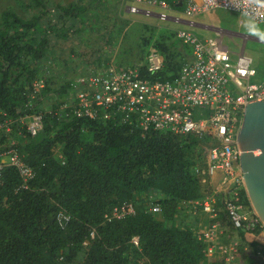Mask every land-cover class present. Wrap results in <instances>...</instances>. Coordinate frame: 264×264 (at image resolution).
Returning <instances> with one entry per match:
<instances>
[{"label":"trees","instance_id":"1","mask_svg":"<svg viewBox=\"0 0 264 264\" xmlns=\"http://www.w3.org/2000/svg\"><path fill=\"white\" fill-rule=\"evenodd\" d=\"M32 4L41 10L30 17L7 8L0 18V123L14 120L11 132L0 130V152L11 146L13 136L35 172L24 188L15 166L1 170L0 264H207L196 235L197 216L192 215L189 225L180 215L183 201L213 191L210 177L205 175L203 184L204 176L197 170L206 166L211 138L77 117L64 107L73 93V78L53 86L47 60L55 58L54 36L68 38L72 32L94 28L88 26L97 8L93 2L56 4L50 18L51 8L43 0ZM157 45L162 53L164 42ZM180 56L165 57L155 73L143 66V76L172 77L185 61ZM41 78L45 84L35 91ZM46 101H52L51 110ZM33 113L42 114L43 124L35 135L20 122L23 114ZM58 148L60 156L55 153ZM242 202L252 208L244 188ZM125 203H132L135 212L106 217ZM153 203L160 211L151 210ZM217 205L222 208L219 219L233 231L221 193ZM61 211L70 216L64 226L58 220ZM166 220L173 224L167 226ZM237 234L238 262L259 264L264 243L247 231Z\"/></svg>","mask_w":264,"mask_h":264},{"label":"built area","instance_id":"2","mask_svg":"<svg viewBox=\"0 0 264 264\" xmlns=\"http://www.w3.org/2000/svg\"><path fill=\"white\" fill-rule=\"evenodd\" d=\"M133 1L139 6L128 5L127 10L131 13L155 15L161 20H181L168 14L179 8V0ZM182 6L188 17L221 8L241 13L255 22H264L262 0H184ZM175 35L190 47L191 59L184 61L172 77L152 80L143 76V66L149 73L163 67L161 53L151 48L143 61L123 68L93 67L80 72L73 78V93L64 107H70L77 117L114 119L120 123L137 124L144 130L153 128L175 134L209 136L211 143L206 151V166L197 170L210 177L213 191L203 198L183 201L182 206L188 208L184 209L187 217H206L205 224L199 222L196 235L207 264H240L237 233L247 231L250 238L256 237L264 243V222L253 208H246L242 202L244 180L237 138L245 105L264 101V79H257L259 73L253 65V58L245 53L244 48L234 56L223 44L222 37L201 38L184 29L177 30ZM44 84L43 78L37 80L35 91ZM13 122L12 119L4 120L0 123V130L11 132ZM20 122L32 135L43 127L41 113L23 114ZM16 143L11 136V146L0 152V181L1 170L5 166H15L22 179L21 187L28 188L35 172L23 160ZM206 178L203 177L202 181L205 182ZM220 193L233 231H229L226 221L219 219L222 208L217 205L216 195ZM151 210L158 212L160 206L153 203ZM134 212V205L125 203L115 207L106 217H122ZM69 219L65 212H59L58 220L62 226ZM133 242L139 246V237L134 236ZM258 255L259 264H264V253L258 251Z\"/></svg>","mask_w":264,"mask_h":264},{"label":"rangeland","instance_id":"3","mask_svg":"<svg viewBox=\"0 0 264 264\" xmlns=\"http://www.w3.org/2000/svg\"><path fill=\"white\" fill-rule=\"evenodd\" d=\"M43 1L48 6L47 8H51L48 13L50 18L55 16L54 6L56 4L68 5L73 2L82 5H92L90 3L93 2L98 12L93 11L92 13L99 14L95 18L96 15L91 13L93 21L88 27H94L93 29L82 33L72 32L68 38L53 37L55 58L47 60V65H51L49 74L53 78V86H59L64 80L72 79L80 72H86L91 66L96 64L99 66L102 62H107L104 67L119 68L122 66L123 68L126 65L143 61L142 58L146 56L148 50L157 49V44L160 42H164L160 49L163 53H161L163 60L165 57L168 59V56L173 59L178 58L183 51L181 47H188L182 40L173 39L172 35H175L179 29L191 31L199 37L214 34V32L189 25L185 22L186 20H201L203 23L235 32L232 36L224 34L223 44L228 46L234 56L244 47L245 53L253 58V65L258 70L257 79H264V22H255L241 13L216 8L194 17H188L183 12L184 7L180 6L176 11L168 13L182 19L175 21L173 19L161 20L155 15L127 11L126 6L128 5L139 6L133 0ZM96 1L98 2L95 3ZM32 2L34 0H0V18L2 11L7 8H13L19 14L30 17L41 10L40 5L36 6ZM154 11L158 12L157 8H154ZM110 58H114V61ZM253 81L256 80L253 79ZM45 104L48 109H52V101H46ZM60 151L58 148L55 153L60 156Z\"/></svg>","mask_w":264,"mask_h":264},{"label":"water","instance_id":"4","mask_svg":"<svg viewBox=\"0 0 264 264\" xmlns=\"http://www.w3.org/2000/svg\"><path fill=\"white\" fill-rule=\"evenodd\" d=\"M183 3L179 0L177 5ZM237 138L244 188L252 208L264 222V101L245 105Z\"/></svg>","mask_w":264,"mask_h":264},{"label":"crops","instance_id":"5","mask_svg":"<svg viewBox=\"0 0 264 264\" xmlns=\"http://www.w3.org/2000/svg\"><path fill=\"white\" fill-rule=\"evenodd\" d=\"M123 1V0H122ZM126 9H127V6H126ZM128 11V10H127ZM181 19V18H180ZM182 20V19H181ZM185 22H187L189 25H192V26H194V27H197V28H199V29H201V30H207V31H209V32H214V34H205V37H202V36H200V37H202V38H208V37H215V36H219V37H222V36H224V34H228L229 36H232L235 32H232V31H228V30H225V29H221V28H219V27H215L214 25H209V24H206V23H203V21H201V20H186ZM199 36V35H198ZM176 38V36L175 35H173V39H175ZM181 48H183V47H181ZM244 48V47H243ZM185 53V54H184ZM180 58H182V59H185V61L186 60H190L191 59V49L189 50V49H186V50H183V52H182V56H180ZM110 60L111 61H114V58H110ZM107 63V62H106ZM106 63H104V62H102L100 65H99V67H104V64H106ZM97 65V64H96ZM106 67V66H105ZM218 174H220L219 172H218ZM205 177V176H204ZM206 178V177H205ZM215 178V177H214ZM203 182V184H204V181H202ZM209 192H206V194H208ZM216 197L218 198V195H216ZM183 203V202H182ZM182 208L181 209H183L182 210V213H181V215H180V219H182V216H184L185 217V220H187L186 221V223H188L189 225H191L192 223H191V221L193 222V220H191V215H190V217H187V214L188 213H183L184 212V209H188V208H184V206H181ZM203 217H201V215H199V216H197L196 218H195V221L197 220V223L199 224V222L201 221V222H204V224L206 223V217H205V215H202ZM187 218H189V219H187ZM165 223H166V225L167 226H171L172 224H173V221H165ZM179 223H180V221H179ZM241 261V260H240Z\"/></svg>","mask_w":264,"mask_h":264}]
</instances>
